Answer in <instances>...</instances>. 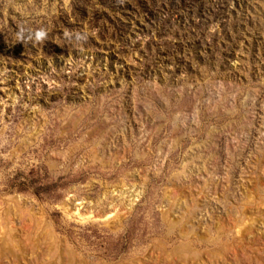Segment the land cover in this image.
<instances>
[{
  "label": "rangeland",
  "instance_id": "1",
  "mask_svg": "<svg viewBox=\"0 0 264 264\" xmlns=\"http://www.w3.org/2000/svg\"><path fill=\"white\" fill-rule=\"evenodd\" d=\"M0 264H264V0H0Z\"/></svg>",
  "mask_w": 264,
  "mask_h": 264
},
{
  "label": "clouds",
  "instance_id": "2",
  "mask_svg": "<svg viewBox=\"0 0 264 264\" xmlns=\"http://www.w3.org/2000/svg\"><path fill=\"white\" fill-rule=\"evenodd\" d=\"M45 35H46V33L43 30H39L35 33V39L37 41H40V40L44 39Z\"/></svg>",
  "mask_w": 264,
  "mask_h": 264
}]
</instances>
